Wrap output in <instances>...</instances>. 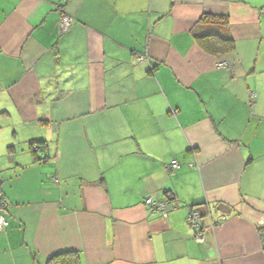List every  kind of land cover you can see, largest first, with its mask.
<instances>
[{
	"label": "crops",
	"instance_id": "crops-1",
	"mask_svg": "<svg viewBox=\"0 0 264 264\" xmlns=\"http://www.w3.org/2000/svg\"><path fill=\"white\" fill-rule=\"evenodd\" d=\"M0 190V264H264V0H0Z\"/></svg>",
	"mask_w": 264,
	"mask_h": 264
},
{
	"label": "built area",
	"instance_id": "built-area-1",
	"mask_svg": "<svg viewBox=\"0 0 264 264\" xmlns=\"http://www.w3.org/2000/svg\"><path fill=\"white\" fill-rule=\"evenodd\" d=\"M72 24V20L68 18L65 15H62L60 18V31L64 32L66 31L70 25ZM146 56L142 55L137 58L138 62L144 61ZM218 69H226L228 68L227 63L220 62L217 65ZM253 97V94H252ZM38 147L34 146L33 150L37 151ZM180 167V163H178L176 160H172L170 162L169 168L171 170L178 169ZM192 167V165H190ZM51 181L54 184H59V181L56 177H50ZM173 199L172 194L167 193L165 194V197L162 199H154L152 197H147L144 200V205L152 212V213H158L160 216L165 219L167 217V210L169 201ZM9 215H8V204L6 200L4 199L1 190H0V232H5V230L9 226ZM188 224L189 226L195 231L194 238L197 243H204V238L202 234L204 232H207L211 229H213L217 224L223 222L225 220L224 215H220L216 220H211L207 226L202 224L203 215L200 210L197 208H190L188 213Z\"/></svg>",
	"mask_w": 264,
	"mask_h": 264
},
{
	"label": "trees",
	"instance_id": "trees-1",
	"mask_svg": "<svg viewBox=\"0 0 264 264\" xmlns=\"http://www.w3.org/2000/svg\"><path fill=\"white\" fill-rule=\"evenodd\" d=\"M198 44L211 53H222L233 49V40L228 35H203L199 37ZM167 194V192H166ZM197 208V207H192ZM48 264H79L74 253H64L54 256Z\"/></svg>",
	"mask_w": 264,
	"mask_h": 264
},
{
	"label": "water",
	"instance_id": "water-1",
	"mask_svg": "<svg viewBox=\"0 0 264 264\" xmlns=\"http://www.w3.org/2000/svg\"><path fill=\"white\" fill-rule=\"evenodd\" d=\"M218 210H219L221 213H223V214H227V215H229V213H230V209H229V207L226 206V205H224V204H220V205L218 206Z\"/></svg>",
	"mask_w": 264,
	"mask_h": 264
}]
</instances>
